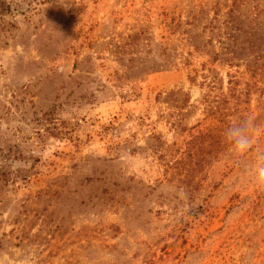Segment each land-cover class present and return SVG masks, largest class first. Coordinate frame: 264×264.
Returning a JSON list of instances; mask_svg holds the SVG:
<instances>
[{
    "label": "rangeland",
    "instance_id": "obj_1",
    "mask_svg": "<svg viewBox=\"0 0 264 264\" xmlns=\"http://www.w3.org/2000/svg\"><path fill=\"white\" fill-rule=\"evenodd\" d=\"M262 166L264 0H0V264H264Z\"/></svg>",
    "mask_w": 264,
    "mask_h": 264
},
{
    "label": "clouds",
    "instance_id": "obj_2",
    "mask_svg": "<svg viewBox=\"0 0 264 264\" xmlns=\"http://www.w3.org/2000/svg\"><path fill=\"white\" fill-rule=\"evenodd\" d=\"M253 127L251 119L230 126L225 132V139L232 150L239 154H245L252 146L251 129ZM261 176H264V166L259 168Z\"/></svg>",
    "mask_w": 264,
    "mask_h": 264
},
{
    "label": "trees",
    "instance_id": "obj_3",
    "mask_svg": "<svg viewBox=\"0 0 264 264\" xmlns=\"http://www.w3.org/2000/svg\"><path fill=\"white\" fill-rule=\"evenodd\" d=\"M231 52H233V51H231Z\"/></svg>",
    "mask_w": 264,
    "mask_h": 264
}]
</instances>
